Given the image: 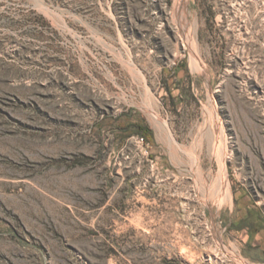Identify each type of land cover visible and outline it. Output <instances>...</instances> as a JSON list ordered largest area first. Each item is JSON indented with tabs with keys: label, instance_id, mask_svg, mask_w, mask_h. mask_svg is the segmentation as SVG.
<instances>
[{
	"label": "rangeland",
	"instance_id": "374dc122",
	"mask_svg": "<svg viewBox=\"0 0 264 264\" xmlns=\"http://www.w3.org/2000/svg\"><path fill=\"white\" fill-rule=\"evenodd\" d=\"M239 260L264 264V0H0V264Z\"/></svg>",
	"mask_w": 264,
	"mask_h": 264
},
{
	"label": "bare ground",
	"instance_id": "6f19581e",
	"mask_svg": "<svg viewBox=\"0 0 264 264\" xmlns=\"http://www.w3.org/2000/svg\"><path fill=\"white\" fill-rule=\"evenodd\" d=\"M242 260V259H241ZM239 264H248L247 262H244V261H240L239 260Z\"/></svg>",
	"mask_w": 264,
	"mask_h": 264
}]
</instances>
